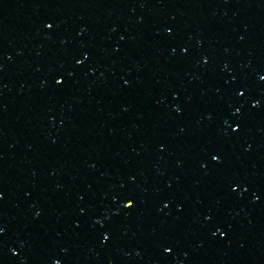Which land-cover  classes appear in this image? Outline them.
Here are the masks:
<instances>
[{
  "label": "water",
  "instance_id": "water-1",
  "mask_svg": "<svg viewBox=\"0 0 264 264\" xmlns=\"http://www.w3.org/2000/svg\"><path fill=\"white\" fill-rule=\"evenodd\" d=\"M0 264H264V0H0Z\"/></svg>",
  "mask_w": 264,
  "mask_h": 264
}]
</instances>
